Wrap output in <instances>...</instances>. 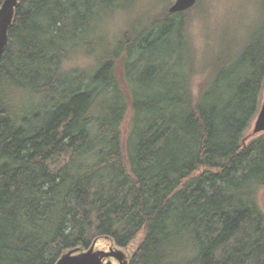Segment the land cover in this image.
Returning <instances> with one entry per match:
<instances>
[{"label":"trees","instance_id":"trees-1","mask_svg":"<svg viewBox=\"0 0 264 264\" xmlns=\"http://www.w3.org/2000/svg\"><path fill=\"white\" fill-rule=\"evenodd\" d=\"M143 1L16 7L0 60V264H56L141 231L129 264H264V133L245 139L264 89V0L202 48L199 0L134 18Z\"/></svg>","mask_w":264,"mask_h":264},{"label":"rangeland","instance_id":"rangeland-1","mask_svg":"<svg viewBox=\"0 0 264 264\" xmlns=\"http://www.w3.org/2000/svg\"><path fill=\"white\" fill-rule=\"evenodd\" d=\"M174 1L175 0H145L139 6V11L134 14V18L138 17L143 10H148L152 6H156L155 10H160L166 5L165 3L169 6ZM199 2H201L202 6L194 11L192 19V32L199 47H201L200 45H203L208 38L214 40L227 26H231L238 31H243V29L255 19L258 12V7L254 0H199ZM127 19L128 16H125L123 18H117L111 23L109 27L110 37H114L119 32ZM263 101L264 89L262 92L261 104ZM252 130L253 123L245 132L246 141L260 135L253 134ZM263 192L264 191L261 192V196ZM144 236V231H141L128 247L122 248L128 255L129 259L132 258ZM111 246L116 245L105 238H100L96 245L98 249L104 250H108ZM112 261L115 264H118V261L115 258H112Z\"/></svg>","mask_w":264,"mask_h":264},{"label":"water","instance_id":"water-1","mask_svg":"<svg viewBox=\"0 0 264 264\" xmlns=\"http://www.w3.org/2000/svg\"><path fill=\"white\" fill-rule=\"evenodd\" d=\"M198 0H175L169 7L170 12H181L193 7ZM21 0H4L0 7V60L9 42L10 27L14 22L15 10ZM253 134L264 133V101L253 122ZM262 209L264 211V192L261 196ZM97 239L90 248H75L65 252L56 264H129V257L122 248L111 246L108 250L98 249Z\"/></svg>","mask_w":264,"mask_h":264}]
</instances>
